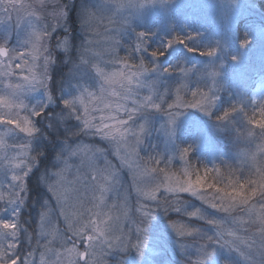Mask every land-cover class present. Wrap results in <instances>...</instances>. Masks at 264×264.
<instances>
[{
	"label": "snow or ice",
	"instance_id": "snow-or-ice-1",
	"mask_svg": "<svg viewBox=\"0 0 264 264\" xmlns=\"http://www.w3.org/2000/svg\"><path fill=\"white\" fill-rule=\"evenodd\" d=\"M37 2L39 9L28 13L30 31L22 47L10 48L6 39L0 40V165L11 173L10 183L0 186V212L12 208V218L0 220V264H104L102 257L113 251L126 254L131 250L142 257L151 222L161 213L167 218L166 226L175 233L181 249L189 241L195 246L196 259L189 264H210L217 247L237 253L246 264H264V142L257 145L255 151L239 153L238 163L211 167L191 164L194 145L180 147L176 156L184 162L182 175L167 171V165L175 157L165 158L160 154V158L150 156L143 165L135 162L140 159L139 148L149 133L148 117L155 112L167 118L162 129L169 139H174L185 111L198 110L214 118L221 129L231 125L233 116L240 113L244 125L235 129L238 142L241 137L247 141H264V84L247 98L246 104L237 101L218 114L214 113L221 90L217 78L221 75L222 63L202 74L207 83L193 87L189 74L194 67L161 68L156 61L174 45H183L190 53L215 57L219 41L214 46L197 48L191 46V42L198 39L199 33L173 34L162 47L150 51L152 60L148 61L143 54L149 52L152 34L139 31L133 44L125 49L124 57L118 52L121 41L108 37L111 43L103 53L93 49V40L86 39L78 50V59L73 60L71 38L65 24L68 10L74 3L69 4L67 0ZM24 8L18 0H0V13L9 18L12 11ZM48 8L51 11L47 15L55 23L39 27L46 17L38 12ZM98 13L102 14L103 10L80 9V27L85 33L99 34L103 19ZM108 23L115 24L111 17ZM61 28L65 34L52 44L53 33ZM114 31L121 37V27ZM250 43V37L245 34L240 47L246 48ZM58 53H63L66 61L72 63L74 74L79 75L83 70L94 73L97 86L78 85L76 94L59 100L63 105L59 121L72 119L79 126L65 129L64 147L56 155L55 171H46L40 176L48 198L40 206L36 229L30 231L21 212L28 198V177L43 155L33 151L31 141L40 132L36 121L52 116L53 113L46 110L57 103L52 66ZM104 55L109 59L104 60ZM231 59L237 62L239 57L233 55ZM160 72H175L181 76L174 87L161 90L158 79L150 78ZM37 91L44 92L45 100L29 103L28 96ZM142 92L147 94L141 95ZM257 94L260 95L258 103ZM95 112L100 113L98 118ZM15 135H22L23 141L15 142ZM81 136H99L114 146L118 156L123 150L121 159L133 170L139 198V206L135 209L139 219L134 221V230L125 233L119 226L121 219L129 216L127 195L122 197L119 207L115 203L108 204V195L116 190L119 177L106 160L105 167L97 166L105 150L70 142L78 141ZM76 159L80 160L79 165L74 164ZM161 163L165 168L149 166ZM73 167L75 175L70 180ZM157 173H163L165 179L153 184ZM185 196L198 199L202 207L189 209ZM203 206L216 210L222 214L221 218L209 216ZM57 210L64 219L65 233L53 222ZM117 211L119 215L115 214ZM170 214H175V218ZM195 221L212 226L213 233L203 232ZM34 236L36 248L32 247ZM57 241L59 249L50 246ZM49 254L55 256L54 261H50Z\"/></svg>",
	"mask_w": 264,
	"mask_h": 264
},
{
	"label": "rangeland",
	"instance_id": "rangeland-1",
	"mask_svg": "<svg viewBox=\"0 0 264 264\" xmlns=\"http://www.w3.org/2000/svg\"><path fill=\"white\" fill-rule=\"evenodd\" d=\"M51 2V0H49ZM69 4H73L69 8V18L65 24L67 28V35L71 38L72 59H78L77 53L81 48L82 43L86 39L94 41L92 47L95 51L103 53L104 50L111 43L108 37L119 39L122 47L118 49L119 56L126 55L127 49L136 39V33L144 31L151 33L148 49L143 55L146 60L151 61L149 55L152 49L160 48L164 45L167 38L173 34L187 35L189 32L199 33L198 39L191 42V46L203 48L205 46H214L219 41V51L215 57L202 56L197 52H188L183 45H174L168 48L164 55L160 56L156 61L161 68L176 67L183 65L185 67H194L193 73H190L191 86H202L207 83L206 77L202 78V74L211 70L213 67L219 66L221 63L223 67L220 69L221 75L217 78V83L220 86L219 99L216 102L214 110L217 109L221 101L231 100L232 96L237 97L239 101H247V98L252 95L257 89L264 84V8L261 6L259 0H237L235 4L231 0H175L173 4H164L163 0H158V5L143 10L136 11V17L133 19L131 26L126 27L121 32V37L114 31L119 27L118 24H109L108 18L113 17L112 11H109L106 6L100 4V0H67ZM18 3L25 5L24 9L11 12V17L0 13V40L7 41L10 48H20L27 39L28 31H30L27 21L30 19L28 13L37 11L39 5L37 0H18ZM32 7L29 8L28 6ZM91 8L93 10L102 8L103 22L98 28V33H85L80 27V9ZM51 8L38 14L46 17L42 19L39 27L45 23L52 24L55 21L47 15ZM107 29V31H106ZM50 30V29H49ZM65 34L64 29H59L53 33L52 44L60 39ZM245 34L251 39V43L246 48L240 47V41L245 38ZM235 55L239 57L237 62H233L231 57ZM104 60L109 57L104 55ZM103 66V65H101ZM181 74L179 73H154L150 78L158 79V87L164 88L174 87ZM53 87L57 94V103L49 105L46 112L53 113L47 118L42 117L36 121V126L40 128V132L32 139V149L34 152H42L43 155L39 158V164L33 169L28 177V198L25 206L22 208L21 215L26 224H29L30 231L36 229L38 222V213L41 211V204L44 199L48 198V193L40 182V176L46 172L55 171L56 155L64 147V137L66 135V128L74 129L78 127V122L72 119L65 120L61 123L58 115L63 114V105L59 100L69 98L77 93L78 85H87L90 88L97 86L94 78V73L86 70L81 71L79 75L74 74L73 65L66 61L63 53H58L56 63L52 66ZM99 94L98 89H96ZM229 91L230 93H225ZM147 94L142 92L141 95ZM190 99V96L188 97ZM113 101L116 98H110ZM256 102H259L260 95L257 94ZM45 100L43 91L31 93L28 96V102L36 104ZM87 102V98H86ZM171 102V101H170ZM129 107L131 104L129 102ZM94 115L99 117L100 113L95 112ZM21 115H24L21 112ZM126 118V117H124ZM210 118L198 110H186L185 114L180 118L177 124V131L174 139H169L165 136L162 126L165 124L166 117L163 113L155 112L149 117V133L145 136L144 143L139 148L138 162L141 165L148 160L150 156L160 158V154L165 157H175L170 164L167 165L169 174L175 173L182 175L184 162L176 156L178 151L179 139L189 131H193L195 135V143L200 150L208 149L209 155L214 161L222 159L219 155V149L215 147V139L210 130ZM98 122V119H97ZM53 127H49V124ZM233 123H235L233 121ZM212 126V124H211ZM229 126V125H226ZM215 129V128H214ZM24 137L22 135H15V142H22ZM243 144L241 149L232 152L230 164L238 163L237 157L243 151H255L257 145L261 144L262 140L255 139L247 141L242 138ZM81 145H86L93 149H104V155L97 160L98 167H105V160L115 170L119 177V184L116 185V190L108 195V204H117L119 207L122 202V197L126 194L128 197L127 208L129 216L122 218L120 227L124 229L125 233L129 229L134 230L135 223L138 221L139 213L135 209L139 206L138 195L135 190V182L133 178V170L121 159L124 155L123 150L118 156L114 152V146L101 140L99 136H81L78 141ZM11 143V142H10ZM34 154V153H33ZM229 162V161H228ZM80 160L76 159L74 164L79 165ZM216 163V162H215ZM150 167L165 168V164L160 165L149 164ZM87 171V169H82ZM75 175V167L72 169V175L68 178L71 180ZM155 175V182L164 181L163 173ZM11 173L7 172L4 166L0 165V186L6 187L10 183ZM37 181V185L32 183ZM38 187V189L36 188ZM33 188L36 190L33 193ZM83 192V189H81ZM33 195V196H32ZM35 195V196H34ZM188 201L187 207L200 208L202 202L196 198L185 196ZM205 210L209 216L221 218L220 213L216 210L206 208ZM119 215L117 211L115 213ZM175 218V214H170ZM12 218V208L8 207L6 211L0 212V220H9ZM27 220V221H26ZM53 222L59 227L61 233H65L66 225L63 217L59 216L58 210L53 215ZM196 223V222H195ZM203 232L210 234L208 228L203 224L197 223ZM167 218L163 214H158L151 222L148 233V244L145 248L142 257L137 256L135 250L128 253H118L113 251L111 255L102 257L104 264H189L190 260L196 259V248L191 246V242H186L184 249H181L180 242L175 233L167 226ZM41 243H44L42 240ZM54 249L60 248L59 241L50 245ZM33 248H36L35 236L33 237ZM27 248V245H25ZM42 249L37 251L36 259L39 261V254ZM222 252L228 253L231 257L230 263L234 264L235 257L233 253L225 248L217 247L212 257L211 262L220 264L219 258ZM50 261L55 260V256L49 254ZM244 264L246 262L244 261Z\"/></svg>",
	"mask_w": 264,
	"mask_h": 264
},
{
	"label": "trees",
	"instance_id": "trees-1",
	"mask_svg": "<svg viewBox=\"0 0 264 264\" xmlns=\"http://www.w3.org/2000/svg\"><path fill=\"white\" fill-rule=\"evenodd\" d=\"M261 2V6L264 8V0H259ZM257 80H261L263 81V78H258ZM225 93H230L229 91H225ZM239 101L237 99V97L232 96V99L229 100H225V101H221V103L219 104V106L217 107L216 110H214V113H219L221 111H223L225 108H228L231 104H233L234 102ZM260 101V100H259ZM246 104L247 101H242ZM258 103V102H257ZM249 112H251V107L248 109ZM233 121L235 123H232L229 126H225L223 129L218 128L217 127V122L214 120V118H210V130L212 131V134L214 136L215 139V147L219 149V155L222 157L221 161H214L212 160V158L210 157L209 153L210 151L208 149H203V150H199L197 148V145L195 143V135L193 133V131H189L187 134H184L183 136L180 137L179 139V147H183L186 145H194V149L193 152L191 153V164L193 166L198 164L201 165H208L209 167H211L213 164H217V166H219L220 164H224V163H231L233 160H230V156L232 155V152H236L239 151L241 149V145L243 144L242 138L241 137L239 139H237V134L235 132L236 128H240L243 127L244 125V121H243V117L242 114L240 113H236L233 116ZM215 128V129H214ZM260 140V139H259ZM229 161V162H228ZM216 162V163H215ZM33 183H35V185H37V181H32V183H30V185H32ZM38 186V185H37ZM38 189V187H36ZM36 189V190H37ZM36 190L33 188V193L36 192ZM33 196V195H32ZM35 196V195H34ZM196 223H200L203 224L206 228H208V230L210 231V234L213 233L214 229L212 226L210 225H206L203 222L200 221H195ZM233 253V256L235 257V261L234 264H244V260L235 252L231 251ZM232 255L230 256L228 253L226 252H222L220 258H219V263L220 264H224L225 261H228V263H230ZM210 264H214L212 262H210Z\"/></svg>",
	"mask_w": 264,
	"mask_h": 264
},
{
	"label": "clouds",
	"instance_id": "clouds-1",
	"mask_svg": "<svg viewBox=\"0 0 264 264\" xmlns=\"http://www.w3.org/2000/svg\"><path fill=\"white\" fill-rule=\"evenodd\" d=\"M164 4H173L175 0H163ZM237 0H231L235 4ZM100 4L106 6L113 13V21L121 27V30L131 26L137 16L136 11L153 8L158 5V0H100ZM122 5V7H121ZM103 10L102 8H98ZM104 11V10H103Z\"/></svg>",
	"mask_w": 264,
	"mask_h": 264
},
{
	"label": "flooded vegetation",
	"instance_id": "flooded-vegetation-1",
	"mask_svg": "<svg viewBox=\"0 0 264 264\" xmlns=\"http://www.w3.org/2000/svg\"><path fill=\"white\" fill-rule=\"evenodd\" d=\"M27 221V220H26ZM27 223V222H26Z\"/></svg>",
	"mask_w": 264,
	"mask_h": 264
}]
</instances>
